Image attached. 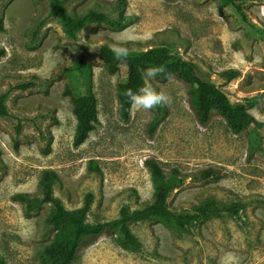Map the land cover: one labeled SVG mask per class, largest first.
Wrapping results in <instances>:
<instances>
[{
    "label": "rangeland",
    "instance_id": "1",
    "mask_svg": "<svg viewBox=\"0 0 264 264\" xmlns=\"http://www.w3.org/2000/svg\"><path fill=\"white\" fill-rule=\"evenodd\" d=\"M64 1L71 15L100 11L121 18L122 0ZM125 1L120 29L90 24L79 33L91 46L81 68L78 51L64 43L50 0H0V48L6 50L0 58V94H8L9 109L8 117H0V259L42 264L54 236L48 224L53 209L25 200L43 199L44 171L58 174L54 192L69 210L94 195L88 223L96 224L118 218L124 206L141 209L153 202L145 163L155 160L167 176L177 171V187L168 199L172 209L193 211L215 202L237 213L223 209L186 231L141 222L131 227L140 252L125 249L119 234H105L82 248L75 264H264V0H235L248 22L224 0ZM119 33L129 53L166 47L192 62L260 125L235 135L214 112L203 127L189 84L175 75L148 81L171 98L169 104L132 109L130 120L122 121L117 75L95 50L116 43ZM229 71L239 75L233 79ZM28 83L34 85L18 88ZM88 93L97 97L99 122L75 148L70 95ZM158 113L162 120L151 136L149 126ZM208 171L213 173L206 179Z\"/></svg>",
    "mask_w": 264,
    "mask_h": 264
},
{
    "label": "trees",
    "instance_id": "2",
    "mask_svg": "<svg viewBox=\"0 0 264 264\" xmlns=\"http://www.w3.org/2000/svg\"><path fill=\"white\" fill-rule=\"evenodd\" d=\"M55 14L58 16L63 32L65 34V45L78 51L79 67H84V56L86 49L91 46L84 45L79 39V33L90 24H106L112 28L122 27L121 18H124L125 0L119 20L112 19L108 14L100 11H89L84 14L71 15L65 8L64 0H50ZM232 4L244 22H248L247 15L243 8L235 0H224ZM3 23L0 21V28ZM98 57L107 66L111 74L117 75V99L119 102L120 118L128 122L131 118L132 108L128 97L124 95L126 90L132 89L137 92L144 85L142 70L163 65L166 74H160L163 81L171 75H175L190 86V101L196 113L199 123L206 127L212 120L213 113L217 112L227 123L229 130L239 135L251 127L259 126L260 123L248 113L247 107L241 104H234L220 87L214 82L204 79L199 73L196 65L173 54L166 47L148 49L145 51L129 53L127 58L116 60L110 51V47L103 45L95 49ZM6 55V50L0 48V58ZM236 78L239 73L229 71ZM34 84L28 83L20 85L18 88L26 90ZM66 94H70L69 92ZM73 115L76 119V131L74 136V147L79 148L84 145L95 125L99 122L98 100L92 94L70 95ZM8 94H0V117H8L7 106ZM164 109H160V113ZM162 117L158 113L150 123L149 132L151 136L155 134L161 123ZM21 128H18V136ZM16 143V147H17ZM49 152V151H47ZM146 167L149 169L153 182V202L145 205L141 209H132L124 206L119 213V217L104 223H88V215L94 203V195L88 194L84 205L76 210H69L63 201L55 195L54 184L59 181V176L55 171H44L41 179L43 188V199L41 201H27L28 204L41 206L50 204L52 213L49 216L48 224L54 231L53 240L45 247L42 264H75L81 254L82 248L93 245L98 238L105 234H119L123 239L125 249L140 252L142 244L133 233L132 225L155 221L163 224H173L177 229L186 231L201 220H209L217 216L223 209L215 202L198 205L193 211L175 210L169 206L170 194L177 187V171H172L170 176L164 172L162 166L155 160H147ZM212 171L204 173L206 179L210 178ZM21 198L24 196L20 195ZM226 212L235 214L236 209L226 208ZM0 264H6L4 259H0Z\"/></svg>",
    "mask_w": 264,
    "mask_h": 264
},
{
    "label": "clouds",
    "instance_id": "3",
    "mask_svg": "<svg viewBox=\"0 0 264 264\" xmlns=\"http://www.w3.org/2000/svg\"><path fill=\"white\" fill-rule=\"evenodd\" d=\"M123 36L124 33L115 34L114 39L116 40V43H113L110 46V51L116 60L125 59L129 55L128 48L122 46L124 42ZM160 74H166V68L163 65L143 69L142 79L145 82L144 85L140 87L137 92H133L132 89L126 90L124 95L128 97L133 110L149 111L159 106H166L171 102V98L166 93L157 92L148 83L150 79Z\"/></svg>",
    "mask_w": 264,
    "mask_h": 264
}]
</instances>
